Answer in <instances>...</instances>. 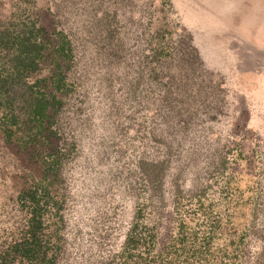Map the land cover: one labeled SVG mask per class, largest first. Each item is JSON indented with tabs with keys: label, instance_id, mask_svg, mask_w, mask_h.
Segmentation results:
<instances>
[{
	"label": "rangeland",
	"instance_id": "374dc122",
	"mask_svg": "<svg viewBox=\"0 0 264 264\" xmlns=\"http://www.w3.org/2000/svg\"><path fill=\"white\" fill-rule=\"evenodd\" d=\"M27 23L72 49L53 124L70 153L58 264L112 263L138 213L161 245L200 223L220 244L236 210L242 264H264V0H0V32ZM52 67L46 52L30 82ZM23 148L0 132V234L41 176Z\"/></svg>",
	"mask_w": 264,
	"mask_h": 264
},
{
	"label": "trees",
	"instance_id": "16d2710c",
	"mask_svg": "<svg viewBox=\"0 0 264 264\" xmlns=\"http://www.w3.org/2000/svg\"><path fill=\"white\" fill-rule=\"evenodd\" d=\"M42 31L27 23L15 34L0 32V50L9 49L0 68V132L5 141H19L24 150L33 152L42 168L34 184L14 199L20 217L0 234V264H58L62 254L61 198L56 186L70 153L66 146L54 145L53 137L61 131L53 124L62 105L57 95L67 91L61 71L70 62L72 49L65 35L56 33V38L43 39ZM157 51L165 55L162 49ZM46 52L53 54L54 72L45 88L29 78L38 72ZM237 213L240 211L230 212L224 222L222 219L220 244L221 226L210 223L205 228L200 223L181 224L163 245L156 226L138 213L124 240L123 255L118 253L110 264H242L247 237L234 228Z\"/></svg>",
	"mask_w": 264,
	"mask_h": 264
}]
</instances>
